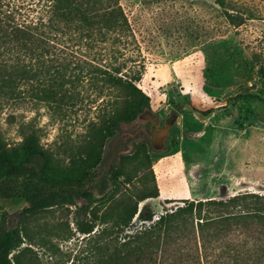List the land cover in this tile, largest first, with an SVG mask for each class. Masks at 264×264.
Returning a JSON list of instances; mask_svg holds the SVG:
<instances>
[{"label":"trees","instance_id":"1","mask_svg":"<svg viewBox=\"0 0 264 264\" xmlns=\"http://www.w3.org/2000/svg\"><path fill=\"white\" fill-rule=\"evenodd\" d=\"M11 1L0 0V111L45 109L64 117L66 110L89 103L84 87L95 93L94 99L106 92L112 99L99 123L88 127L67 171L53 169L32 122L17 127L19 161L12 159L0 130V201H23L12 229L7 227L9 213L0 211V264H43L34 249L59 264L56 258L63 254L52 241L74 234L69 224L46 221L52 210L70 213L71 208L75 233L84 241L71 264H264V194L185 200L155 221L138 211L140 203L158 197L154 186L130 190L127 196L128 188L122 191L138 171H150L144 143L119 158V165L108 171L111 190L95 197L105 146L121 125L136 123L145 110L151 111L149 98L134 84L138 78L128 73L130 30L117 0H42L35 17L19 15ZM213 1L231 25H243V16L226 0ZM9 119L13 123L15 118ZM135 217L152 223L125 234Z\"/></svg>","mask_w":264,"mask_h":264},{"label":"rangeland","instance_id":"2","mask_svg":"<svg viewBox=\"0 0 264 264\" xmlns=\"http://www.w3.org/2000/svg\"><path fill=\"white\" fill-rule=\"evenodd\" d=\"M226 1L243 16V25H231L213 0H117L130 30V78H138L134 84L149 98L154 114L164 119L174 110L180 123L171 130L162 152L153 148L151 123L146 119L121 125L102 152L96 198L111 190L110 168L118 166L119 158L139 143L147 146L150 171H138L122 191L128 188L127 196L130 190L140 192L154 186L158 197L138 205V211L153 216V221L185 200H224L244 192L264 194V0ZM11 3L16 13L29 17L38 16L43 5L42 0ZM81 51L83 54L85 49ZM83 92L89 103L66 110L64 117L45 109L0 111V130L12 159H21L17 127L32 122L53 169L71 168L88 127L99 123L109 104L105 103L112 99L109 92L99 99H94L95 93L88 87ZM91 100L97 102L90 104ZM77 202L84 204L80 199ZM22 204L21 199L0 201V211L9 213V229ZM69 211L52 210L46 221L49 225L69 224L74 234L69 240L52 241L63 254L56 258L59 264H71L84 249L83 237L75 233L73 208ZM147 224L150 222L135 217L125 234ZM34 250L43 264H54L44 251Z\"/></svg>","mask_w":264,"mask_h":264},{"label":"water","instance_id":"3","mask_svg":"<svg viewBox=\"0 0 264 264\" xmlns=\"http://www.w3.org/2000/svg\"><path fill=\"white\" fill-rule=\"evenodd\" d=\"M142 118L151 123L149 136L152 139L153 148L158 152L164 151L171 130L180 123L179 114L174 110L169 111L162 124L161 118L149 110L144 111Z\"/></svg>","mask_w":264,"mask_h":264},{"label":"flooded vegetation","instance_id":"4","mask_svg":"<svg viewBox=\"0 0 264 264\" xmlns=\"http://www.w3.org/2000/svg\"><path fill=\"white\" fill-rule=\"evenodd\" d=\"M164 120H165V118L164 119H161V124L163 123Z\"/></svg>","mask_w":264,"mask_h":264},{"label":"built area","instance_id":"5","mask_svg":"<svg viewBox=\"0 0 264 264\" xmlns=\"http://www.w3.org/2000/svg\"><path fill=\"white\" fill-rule=\"evenodd\" d=\"M151 223H152V222H151ZM151 223H150V224H151ZM150 224H147V226L150 225Z\"/></svg>","mask_w":264,"mask_h":264}]
</instances>
